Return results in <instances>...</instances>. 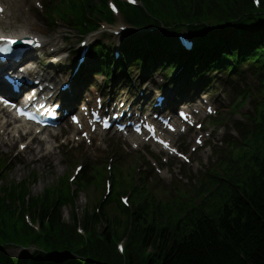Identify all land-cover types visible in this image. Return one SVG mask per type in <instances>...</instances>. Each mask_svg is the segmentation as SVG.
Here are the masks:
<instances>
[{
  "label": "trees",
  "instance_id": "trees-1",
  "mask_svg": "<svg viewBox=\"0 0 264 264\" xmlns=\"http://www.w3.org/2000/svg\"><path fill=\"white\" fill-rule=\"evenodd\" d=\"M65 1L72 7L71 10L62 7L63 13H69L70 28L85 32L96 27L94 23L96 18L111 20L105 2L93 4L87 1L85 4H80L78 0ZM65 1L58 4L64 5ZM239 1L243 3H231L228 0L211 2L209 0H141L144 9L126 5L125 8L121 6V12L129 24L141 27L176 26L195 20L194 17L200 18L201 22L222 24L230 22L237 14L251 11L250 0ZM261 3V11L264 12V0H261ZM78 10L80 14H77ZM145 12L147 13L144 14ZM253 14L261 15L256 11H253ZM64 17L67 18L68 15ZM158 17L166 20H160ZM173 26L165 31L176 29ZM210 34L208 41L212 43L214 37L213 33ZM258 54L259 58L264 59V47L260 48ZM259 112L261 126L259 123L251 140L255 148L254 154L252 153L253 155L251 154L248 159L249 164L246 162L243 164V174H234V177L227 182L229 185L214 192L212 218H206L198 209H194L186 219L177 220L168 216L167 221L157 222L154 204L151 202L147 205L148 203L144 202L145 207L139 208L128 218H117L122 231L116 232L125 235L124 238L128 240L125 261L113 254L99 252L98 249L90 253V257L108 264H264L263 104ZM260 153L262 155H259ZM48 216L47 230L54 231L53 234H49L53 245L61 246L66 242L64 246H70L71 242L78 244L82 241L74 235L72 227L62 226L57 214H46L41 218ZM95 221L98 222L97 216ZM8 222L10 221L0 214V225ZM93 223L90 221L84 224V230L89 232ZM100 223L103 229L106 225V230L102 231L103 242L94 235L92 243L96 246L103 243L107 249H110L111 246L114 247V240L108 231L116 230L118 224H114L108 214ZM132 249L138 250L135 257ZM146 250L150 251L147 255Z\"/></svg>",
  "mask_w": 264,
  "mask_h": 264
},
{
  "label": "rangeland",
  "instance_id": "rangeland-1",
  "mask_svg": "<svg viewBox=\"0 0 264 264\" xmlns=\"http://www.w3.org/2000/svg\"><path fill=\"white\" fill-rule=\"evenodd\" d=\"M6 8L12 18V27L11 29L16 32H23V33H31V34H37L41 36H50L51 38H54L56 35L62 34L66 40L69 41L70 49L74 47L77 43V37L76 34L67 31L63 26L60 27L55 34H52L50 31L46 29L45 26H41L37 22V18L34 11V1L35 0H2ZM38 17V16H37ZM121 22V21H120ZM10 28H6V30L9 32L11 31ZM67 32H69V35L67 36ZM60 38V37H59ZM55 40H58L57 38ZM224 77V76H223ZM221 86L219 84L215 83V91L218 89V87ZM123 92V91H121ZM225 94L230 97L231 94L227 92L225 89ZM213 96H216V93H213ZM243 113H246L245 110H241ZM52 141H58L57 138L52 139ZM55 143L53 142L50 146L44 147L45 153L47 154V158L45 160H38L36 158L35 153V146L31 149H25L21 152V156L17 157L14 161H11V165H13L12 170L8 173V181H20L21 179L27 177L29 173L32 171L38 178L35 185L32 186V192L34 194H40L43 189L46 186L51 185L52 183L57 182L61 178H66L67 182L70 183L69 177L73 175L72 169L73 167L78 163V161L85 162L86 160L90 163V161H95L93 159H103V158H116L117 154H109V156H106V153L103 152L102 154H99V151H96L95 147H86L80 146L77 153L73 154L72 152L68 151L67 149H62L59 151L58 148L55 147ZM115 146L117 147H125L119 140L117 139H106L102 142L101 148H107L108 152L110 153L112 148ZM0 150L3 151H9V146H0ZM141 153L143 155L148 156L149 154L151 156H154V152H150L146 150V148H143L141 150ZM198 158L204 159L206 156L204 153H200L197 155ZM89 157V158H88ZM136 152L131 151L125 158H122L126 162H135L138 166L144 165L142 163V160L137 158ZM7 159L6 156L1 157L0 159ZM77 160V161H74ZM169 169L171 171L177 172L180 167L177 164L170 165ZM64 175V176H63ZM61 177V178H59ZM166 182H169V178L165 179ZM98 190V192H96ZM103 194L99 189H94L93 192H91V195H88L86 193H82L80 200L78 199L75 203L77 204L78 210L76 211L78 218L80 219L83 215V208L85 205H87L88 199H97L99 197H102ZM179 197L186 201V203L189 206H194L198 200H201L203 197V194L201 193H193V192H187L185 195L180 194ZM63 218L66 222H69V216L68 211L65 209L63 211ZM1 252V251H0ZM11 257H14L16 254H19V250L12 249L7 252ZM23 259V257H20Z\"/></svg>",
  "mask_w": 264,
  "mask_h": 264
},
{
  "label": "bare ground",
  "instance_id": "bare-ground-1",
  "mask_svg": "<svg viewBox=\"0 0 264 264\" xmlns=\"http://www.w3.org/2000/svg\"><path fill=\"white\" fill-rule=\"evenodd\" d=\"M123 3H125V2H123ZM122 2H121V6L122 7H127V6H130V4H127V6H126V4H123ZM117 4H120V2H118ZM55 8V7H54ZM147 12H145L144 14H146ZM152 14V13H151ZM187 33L189 32V31H186ZM137 38H139V39H141V43H143L147 48H143V47H136L135 48V52L137 53V54H139V53H142V52H149V50L150 49H153L152 48V46H154L153 45V43H151V41L152 40H154V39H156V34H153V33H150V34H140V35H137L136 36ZM116 38H118V36H111V37H107L106 38V41H109V42H112L113 44H116L117 42H119V41H116V40H114V39H116ZM175 38V36H172V37H169V38H165V39H163L162 40V42L161 41H158V43H162V44H169V43H172L171 41H173V42H175V40H173ZM124 39H126L124 42H127L128 41V36H126ZM177 42V41H176ZM158 43H157V45H158ZM122 44L123 43H118L117 44V46H119V47H122ZM123 50V49H122ZM105 56V53H103L102 52V49H101V51L98 53V57H99V59H102L103 57ZM172 57H174V55H171ZM17 59H20L21 60V62H23L22 61V59H21V57L20 56H18L17 57ZM145 63H148V62H144V64ZM170 63H173V62H170ZM23 65H26V63L25 62H23ZM170 65H174V64H170ZM174 67V66H173ZM225 69L228 71V72H230V70L227 68V67H225ZM115 70L116 69H112V70H109V71H113V72H115ZM232 70V69H231ZM120 71L118 72V75L120 76ZM260 79H262L261 77H260ZM22 86L20 85V83H18L17 84V86H16V88L17 89H19V88H21ZM144 95H146V96H148L149 97V91H145L144 92ZM144 104H142V105H140L139 107L141 108V109H143L144 108ZM179 114H180V112H179ZM179 114H178V116H179ZM120 118H121V116H120ZM153 118H155V116L153 117ZM11 118L10 117H7V120H10ZM110 118H104V120L106 121V120H109ZM150 121L151 119H149V118H147V120L146 121ZM116 121V123H117V125L119 126V127H121V128H125V123H124V120L121 118V123L120 122H118L117 120H115ZM140 125H142L140 122H139V127H140ZM5 126L6 127H9V128H11V129H17V132L19 131V130H21L23 127L22 126H15V127H13V124H5ZM130 128H132V127H134V125L133 126H129ZM1 129V128H0ZM132 131H134L135 129H131ZM1 131V130H0ZM16 132V133H17ZM16 133L15 134H13V133H10L9 135H8V140L9 141H13L15 138H19L17 135H16ZM75 138H77V140L78 141H80V142H83L84 141V136H77V137H75ZM8 176V175H7ZM21 196H23V197H28V196H30V195H28L27 193H23ZM130 197H132V196H130ZM23 202V200H21L20 201V203H22ZM54 260L55 259H53V260H48V259H46V258H38V259H35L34 258V260H32V261H34L35 263L34 264H43V263H47V264H50V263H52V262H54ZM30 261V260H29ZM0 262H3V256H1L0 255ZM25 263V262H24ZM24 263H18V264H24Z\"/></svg>",
  "mask_w": 264,
  "mask_h": 264
},
{
  "label": "snow or ice",
  "instance_id": "snow-or-ice-1",
  "mask_svg": "<svg viewBox=\"0 0 264 264\" xmlns=\"http://www.w3.org/2000/svg\"><path fill=\"white\" fill-rule=\"evenodd\" d=\"M133 2H135V0H133ZM6 41V43L7 44H9V45H11V44H15L16 43V41L15 40H12V39H7V38H5V37H0V42H5ZM29 43H34V42H29ZM11 51V49L10 48H8V47H4V48H0V53H2V54H4V55H8V53ZM209 111H211V109H209ZM183 115V114H182ZM186 118V117H185ZM75 119V118H74ZM199 142V141H198ZM162 143V142H161ZM165 146H167V145H165Z\"/></svg>",
  "mask_w": 264,
  "mask_h": 264
}]
</instances>
